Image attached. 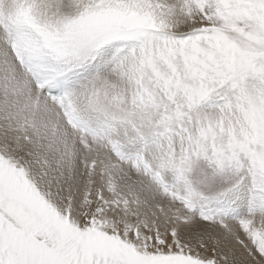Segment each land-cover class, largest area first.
<instances>
[{
    "label": "snow or ice",
    "instance_id": "6c2138e0",
    "mask_svg": "<svg viewBox=\"0 0 264 264\" xmlns=\"http://www.w3.org/2000/svg\"><path fill=\"white\" fill-rule=\"evenodd\" d=\"M0 264H264V0H0Z\"/></svg>",
    "mask_w": 264,
    "mask_h": 264
}]
</instances>
